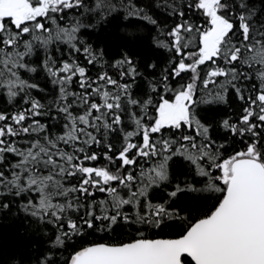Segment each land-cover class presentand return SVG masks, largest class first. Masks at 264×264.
<instances>
[{"label": "snow or ice", "instance_id": "obj_1", "mask_svg": "<svg viewBox=\"0 0 264 264\" xmlns=\"http://www.w3.org/2000/svg\"><path fill=\"white\" fill-rule=\"evenodd\" d=\"M155 6L182 22L167 30V43L157 42L172 56L166 74L149 82L154 102L147 93L133 94L141 73L127 52L105 61L103 49L79 39L109 17L158 27L134 0H0V96L6 93L14 109L0 108V210L17 200L26 215L56 229L57 250L90 235L87 230L134 228L128 241H85L63 261L49 250L38 264H264V0H192L186 7L202 14V25L184 19L170 0ZM81 56L100 66L95 77ZM38 67L54 88L47 104L32 95L44 89L25 78ZM229 91L241 114L222 127L244 146L225 156V145L216 144L195 109L198 102L226 103ZM199 93L211 99L198 100ZM166 130L179 135L166 137ZM117 131L120 146L106 143ZM101 156L106 164L93 163ZM174 156L204 178V187L177 183L170 200L187 192L219 194L196 218L148 198L169 179ZM149 161L154 165L145 170ZM171 220L184 221L176 237L145 234Z\"/></svg>", "mask_w": 264, "mask_h": 264}, {"label": "trees", "instance_id": "obj_2", "mask_svg": "<svg viewBox=\"0 0 264 264\" xmlns=\"http://www.w3.org/2000/svg\"><path fill=\"white\" fill-rule=\"evenodd\" d=\"M134 2L144 8V11L157 20V26L147 24L144 25L143 21L129 20L122 21L119 17L112 19L109 17L103 25H97L90 30H82L79 34V39L83 42L90 44L94 49H103L105 61H114L120 59L122 54L127 52L141 73L136 78L133 84V94L138 98L144 96L145 93L151 95L155 102L158 97L149 89V82L155 83L165 75V69L169 67V60L172 53L166 49L157 46V42L167 43L170 39L166 36V32L175 23L182 22L179 17L169 15L163 8H158L155 5L160 3V0H134ZM170 2L179 5L185 11L184 19L189 22L202 25L204 17L195 9H188L187 4L192 3V0H170ZM256 7L259 8L260 4L257 2ZM124 24L130 25H143L141 27H124ZM78 55V54H74ZM63 58H68V52L65 51ZM34 60L39 61L40 57H33ZM80 62L84 64L89 70V74L95 77L100 66L87 65L83 57H80ZM149 64H155V68H149ZM108 69L107 63L104 65ZM31 82L40 85L43 92L32 90V95L36 97H45L42 103L47 104L53 98L54 88L50 83L46 74L39 69L36 73H30L27 77ZM179 79V78H178ZM187 77H185V80ZM132 83L131 81H128ZM177 81H172L175 84ZM184 82V81H181ZM75 85L73 88L75 89ZM2 91V90H0ZM169 95H171L169 93ZM211 99L206 93H199L198 100ZM227 102L219 103L213 101L212 103L198 102L196 105L197 117L210 129V135L216 144H224L225 149H222L224 155H230L235 151L242 150L243 143L239 137L232 136L222 127V121L229 119L232 122L237 121L241 114V102L236 99L234 94L229 91L227 94ZM0 108H8L9 111L14 110L11 105L6 103V93L0 96ZM152 112V109L149 108ZM46 120L47 118H42ZM52 124H57V121H51ZM128 124L127 117H125V125ZM130 130V129H129ZM53 132L59 131V125L52 129ZM185 134H190L185 132ZM179 135L172 130H166L165 136ZM106 143H112L119 147L122 143V137L119 132L109 133L106 138ZM93 151L102 153L104 151L102 146H93ZM155 161H149L144 165L145 170L154 165ZM95 164H106L101 156L100 161L93 162ZM168 176L169 179L160 182L159 186L152 187L149 190L148 198L153 203H165L170 205L179 206L181 215L196 218L203 215L215 203V197L219 194L209 192H187L181 193L175 199H169L168 193L174 190L177 183L181 186L195 184L198 188H203L202 183L204 178L196 176L189 163L183 157L174 156L168 162ZM111 167V166H110ZM218 174V173H216ZM103 194L97 193V198L102 197ZM169 227L163 230L146 231L149 238H173L180 234L183 230L184 221L171 220L166 221ZM127 234L122 232H93L87 230L90 235L84 238L73 237L71 240L66 241V248L59 250L53 248V241L56 234L54 229L49 224H44L36 221L32 217L26 215L21 210V205L17 200H13L10 208L7 210H0V264H38V261L43 259V254L49 252H57L58 258L63 261L64 257L70 254L73 249H79L84 245V242H118L120 240L128 241L134 235V228L125 230ZM159 233L157 235L156 233ZM63 253V255H60Z\"/></svg>", "mask_w": 264, "mask_h": 264}, {"label": "water", "instance_id": "obj_3", "mask_svg": "<svg viewBox=\"0 0 264 264\" xmlns=\"http://www.w3.org/2000/svg\"><path fill=\"white\" fill-rule=\"evenodd\" d=\"M174 238V237H173Z\"/></svg>", "mask_w": 264, "mask_h": 264}]
</instances>
